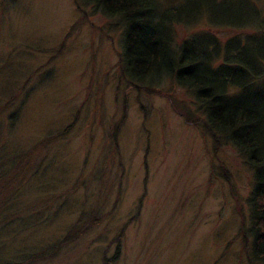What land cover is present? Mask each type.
Masks as SVG:
<instances>
[{"label":"rangeland","instance_id":"1","mask_svg":"<svg viewBox=\"0 0 264 264\" xmlns=\"http://www.w3.org/2000/svg\"><path fill=\"white\" fill-rule=\"evenodd\" d=\"M82 6L0 0V263L249 264L250 171L191 91L126 76L118 20ZM207 29L174 25L173 50Z\"/></svg>","mask_w":264,"mask_h":264},{"label":"trees","instance_id":"2","mask_svg":"<svg viewBox=\"0 0 264 264\" xmlns=\"http://www.w3.org/2000/svg\"><path fill=\"white\" fill-rule=\"evenodd\" d=\"M72 1L77 9L82 4L92 13L118 20L119 64L126 76L139 82L165 77L191 91L204 130L217 145L227 143L235 150L241 165L250 171L252 184L247 198L248 238L243 219L238 235L248 263L264 264V11L259 0H179L166 7L157 0ZM197 20L208 29L192 34L173 50V26ZM213 28L239 34L221 41ZM228 87L235 90L231 96L226 93ZM67 240L57 241L50 249ZM34 254L19 253L17 259L0 264H26ZM117 255L118 247L111 260Z\"/></svg>","mask_w":264,"mask_h":264}]
</instances>
